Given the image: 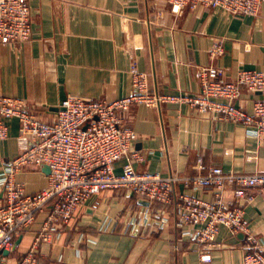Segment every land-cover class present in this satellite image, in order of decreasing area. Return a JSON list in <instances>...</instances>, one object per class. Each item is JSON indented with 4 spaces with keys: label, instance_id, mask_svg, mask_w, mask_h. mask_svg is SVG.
<instances>
[{
    "label": "crops",
    "instance_id": "obj_1",
    "mask_svg": "<svg viewBox=\"0 0 264 264\" xmlns=\"http://www.w3.org/2000/svg\"><path fill=\"white\" fill-rule=\"evenodd\" d=\"M29 3L31 37L0 42V95L23 99L47 122L56 119L69 95L109 101L130 95L133 66L147 74L151 92L185 97L200 93L201 68H210V77L224 81H234L242 68L264 73V3L257 15L189 7L174 13L167 0ZM216 42L224 52L213 58L209 50ZM259 99L264 92L243 87L236 104L252 111ZM122 118L136 133L138 156L118 160L117 172L128 162L140 172L162 175L204 173L214 165L228 172L264 170V138L243 123L200 111L189 102L134 104ZM18 134L19 123L12 120L9 137L0 141V172L19 153ZM17 179L30 193L49 181L36 165L24 167ZM176 193L216 198L211 188L183 183L176 184ZM222 201L244 210L247 227L264 245V186L246 187L240 195L229 186ZM158 213L168 218L163 227L157 225ZM47 217V209L40 212L19 235L20 243L0 254V264L21 261ZM199 228L179 225L176 202L148 201L125 188L107 189L79 207L58 237L42 241L37 256L39 264H246L244 231L223 226L212 246L203 248ZM204 252L211 254L210 261L201 259Z\"/></svg>",
    "mask_w": 264,
    "mask_h": 264
},
{
    "label": "built area",
    "instance_id": "obj_2",
    "mask_svg": "<svg viewBox=\"0 0 264 264\" xmlns=\"http://www.w3.org/2000/svg\"><path fill=\"white\" fill-rule=\"evenodd\" d=\"M174 13L185 8H221L230 14L257 15L264 0H167ZM29 0H0V42L28 40L32 35ZM211 57L223 54L224 47L216 42L209 50ZM210 68H201L197 76L200 93L193 97L151 92L147 74L131 68L133 92L112 101L69 95L52 122L42 120L27 108L26 102L14 96L0 95V141L10 135L11 121L19 123V153L0 172V254L10 250L15 240L38 214L48 210V217L36 235L28 253L18 264H39L37 250L42 241L60 235L79 207L93 194L107 189L125 188L140 198L164 204L176 202L179 225L199 224L198 241L210 248L225 226L233 232L244 231L246 264H264V245L250 232L240 207L229 208L222 195L229 186L237 194L253 186H264V170L228 172L221 166H210L204 173L180 175L140 172L131 162L117 172L115 163L123 157L136 158L133 139L135 131L125 126L123 114L134 104L159 106L167 102H189L200 111H213L220 118L245 124L255 135L264 138V99L256 100L248 111L236 104L243 87L264 92V73L257 69H240L234 81H224L208 75ZM225 101H221V100ZM49 165L48 184L30 193L17 175L28 165ZM194 189L211 188L215 200L177 194L176 184ZM165 214V213H164ZM159 227L167 224L166 215L156 214ZM149 216V214H148ZM156 217V218H158ZM148 221V218L147 220ZM133 223H139L134 220ZM204 262L211 254H201Z\"/></svg>",
    "mask_w": 264,
    "mask_h": 264
},
{
    "label": "water",
    "instance_id": "obj_3",
    "mask_svg": "<svg viewBox=\"0 0 264 264\" xmlns=\"http://www.w3.org/2000/svg\"><path fill=\"white\" fill-rule=\"evenodd\" d=\"M41 167H42V169H43V171H44L45 173L50 174L51 169H50L49 165H47V164H43ZM21 238H22V236H19V237L16 239V241H15V246L18 245V244L20 243ZM7 251H8V250H4L3 252H7Z\"/></svg>",
    "mask_w": 264,
    "mask_h": 264
}]
</instances>
